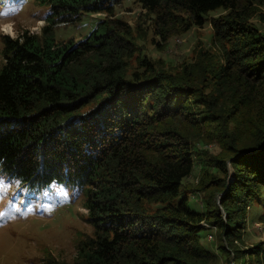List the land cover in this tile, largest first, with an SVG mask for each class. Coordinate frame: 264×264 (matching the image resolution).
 I'll return each mask as SVG.
<instances>
[{"label":"trees","instance_id":"trees-1","mask_svg":"<svg viewBox=\"0 0 264 264\" xmlns=\"http://www.w3.org/2000/svg\"><path fill=\"white\" fill-rule=\"evenodd\" d=\"M39 1L54 22L3 35L0 164L23 183L85 187L91 235L51 263L228 264L227 244L236 264H264V240L234 245L247 223L264 237V0ZM126 1L144 10L136 26L116 16ZM84 15L102 18L55 40L56 24ZM206 24L212 47L177 66L147 56L146 43L161 50ZM196 161L197 184L185 182ZM202 221L219 253L203 247Z\"/></svg>","mask_w":264,"mask_h":264},{"label":"rangeland","instance_id":"rangeland-1","mask_svg":"<svg viewBox=\"0 0 264 264\" xmlns=\"http://www.w3.org/2000/svg\"><path fill=\"white\" fill-rule=\"evenodd\" d=\"M143 13L144 10L130 1L116 9V16L126 18L128 23L135 26L139 19L145 18ZM99 18L102 16L84 15L76 22L56 24L55 40H79L90 31ZM55 20L49 5L39 0H0V67L4 61L3 35L14 38L24 31L39 34L47 21ZM257 24L264 33V25L259 22ZM6 27L9 28V33L2 31ZM211 39L212 30L210 25L206 24L204 28H193L183 36L171 38L161 50L149 43L145 45L149 58L162 60L168 67H173L183 60H188L196 44L212 47ZM200 166L196 161L191 176L185 182L197 184ZM227 169V183L230 184L234 180V173L229 162ZM223 194L217 195L216 202L222 220L226 221L225 211L220 205V197ZM185 195L190 208L203 212V200L198 194ZM86 206L87 195L84 186L71 187L56 182L45 186L23 183L20 178L6 174L0 164V264H53L51 261H71L76 255L79 242L91 235L92 223L84 209ZM201 228L205 231L201 239L203 247L217 253L215 225L202 221ZM261 228L258 223H247L244 243L235 241L234 245L246 251V246L249 247L260 239L264 240ZM225 249L231 253L228 264H236L232 249L227 244ZM247 262L248 257L244 256L238 264Z\"/></svg>","mask_w":264,"mask_h":264},{"label":"bare ground","instance_id":"bare-ground-1","mask_svg":"<svg viewBox=\"0 0 264 264\" xmlns=\"http://www.w3.org/2000/svg\"><path fill=\"white\" fill-rule=\"evenodd\" d=\"M5 31H6L7 33H9V32H10V30H9V28H8V27H6Z\"/></svg>","mask_w":264,"mask_h":264},{"label":"built area","instance_id":"built-area-1","mask_svg":"<svg viewBox=\"0 0 264 264\" xmlns=\"http://www.w3.org/2000/svg\"><path fill=\"white\" fill-rule=\"evenodd\" d=\"M3 32H5V29H2ZM15 38V37H14Z\"/></svg>","mask_w":264,"mask_h":264}]
</instances>
